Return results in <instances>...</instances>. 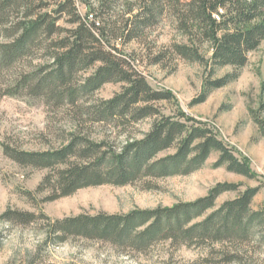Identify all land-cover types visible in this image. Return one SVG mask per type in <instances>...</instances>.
Segmentation results:
<instances>
[{"label":"trees","instance_id":"1","mask_svg":"<svg viewBox=\"0 0 264 264\" xmlns=\"http://www.w3.org/2000/svg\"><path fill=\"white\" fill-rule=\"evenodd\" d=\"M51 3L55 5L52 11ZM80 5L86 8L85 15ZM165 18L186 43H174L151 64L159 65L169 53L210 68L211 75L225 67L236 69L220 79L207 80L201 102L209 92L236 81L249 55L264 42V0H0V37L7 40L0 45V68H11L37 51L46 59L32 73L16 76L10 95L27 89L57 108L65 104L78 107L79 101L105 85L121 84V91L112 99L85 108L83 113L93 123L117 128L152 120L142 139L128 137L119 148L74 134L68 144L53 151L8 150L22 166L49 170L39 187L41 192L49 189L47 202L90 187H124L144 179L188 176L200 171L215 153L219 157L214 168L255 177L248 161L239 159L207 124L183 113L164 115L158 104L172 102L173 94L154 90L125 51L135 42L143 43L147 31ZM206 45L210 58L202 51ZM257 121L264 135V124ZM238 188L220 183L193 202L127 214L102 212L51 221L45 214L8 210L0 220L22 226L45 220V245L77 238L143 253L161 242L176 248L261 244L264 209L251 208L258 188H247L217 208L222 194ZM239 255L242 253L235 247L234 252L224 254V261L244 264Z\"/></svg>","mask_w":264,"mask_h":264},{"label":"rangeland","instance_id":"2","mask_svg":"<svg viewBox=\"0 0 264 264\" xmlns=\"http://www.w3.org/2000/svg\"><path fill=\"white\" fill-rule=\"evenodd\" d=\"M188 1V0H184ZM55 9L51 3L49 10ZM82 15L86 8L79 6ZM63 26H67L61 21ZM7 40L0 37V45ZM174 43H186L173 25L165 18L147 31L143 43H133L125 51L135 59L136 70L142 73L154 90L171 92L172 102L158 104L166 116L180 113L207 126L239 159H246L255 177L248 178L214 168L219 154H213L204 167L188 176L162 179H144L133 185L115 187L103 185L81 189L74 195L52 202L49 189L39 187L49 170L22 166L7 151L43 153L68 144L71 137L82 135L96 142L106 141L115 147L129 138L140 140L150 129L148 119L134 126L117 128L113 125L93 123L84 109L102 100L112 99L121 91V84H107L92 96L57 108L30 91L20 95L9 93L15 89V77L32 73L45 62L44 53L11 68H0V217L8 210L45 214L51 221L79 215L127 214L133 210L169 208L179 203L193 202L208 195L217 184L238 185V191L222 194L217 208L236 199L247 188H258L251 208L264 209V135L258 119L264 124V42L249 55L247 65L239 70L236 81L208 93L201 102L207 80H217L235 72L232 67L217 70L197 63H187L167 53L159 65L151 64L154 57L165 53ZM202 51L211 56L209 45ZM83 76V75H82ZM9 151V152H10ZM173 152H164V157ZM48 223L39 219L27 226L12 225L0 220V264H234L224 261V254L239 248L244 264H264V242L243 246L217 245L173 247L161 242L143 253L124 251L108 243L84 239H70L65 243L45 245Z\"/></svg>","mask_w":264,"mask_h":264}]
</instances>
